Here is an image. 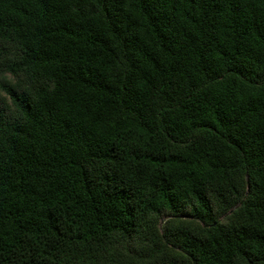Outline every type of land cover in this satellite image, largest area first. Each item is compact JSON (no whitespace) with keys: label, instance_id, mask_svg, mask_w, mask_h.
<instances>
[{"label":"trees","instance_id":"trees-1","mask_svg":"<svg viewBox=\"0 0 264 264\" xmlns=\"http://www.w3.org/2000/svg\"><path fill=\"white\" fill-rule=\"evenodd\" d=\"M0 264H264V0H0Z\"/></svg>","mask_w":264,"mask_h":264}]
</instances>
